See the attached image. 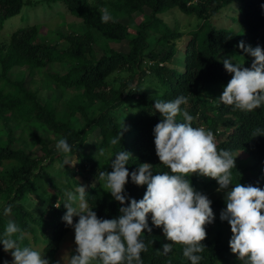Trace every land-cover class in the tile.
Returning a JSON list of instances; mask_svg holds the SVG:
<instances>
[{
  "label": "trees",
  "instance_id": "1",
  "mask_svg": "<svg viewBox=\"0 0 264 264\" xmlns=\"http://www.w3.org/2000/svg\"><path fill=\"white\" fill-rule=\"evenodd\" d=\"M39 4L50 16L63 6L86 29L57 32L58 39L47 38L44 23L5 32L7 23L13 25L12 18ZM261 4L264 0H0V123L11 133L9 143L17 132L23 144L13 148L0 138V213L12 205L9 215L0 214V232L9 219L15 220L25 233L21 245L30 244L55 264L65 236L73 230L61 219L66 190L85 186L89 207L110 219L119 214L120 205L99 174L112 170L109 161L116 152L131 154L129 171L141 163L167 171L155 153L152 129L162 117L153 105L178 95L187 98L181 107L194 117L193 126L211 130L217 149L231 150L236 156L234 182L264 188V136L251 135L253 129L264 128V107L245 113L218 100L231 79L223 58L229 55L233 63L250 67L253 58L237 47L238 42L264 47ZM104 8L113 17L108 23L100 19ZM178 12L193 18V27L181 30L174 16ZM133 14H147V19L134 28L124 21ZM97 38L105 48L98 56ZM62 40L68 45L60 48ZM124 41L127 50L111 45ZM21 70V79H10L11 73ZM59 88L85 99L76 103L59 98L72 120L79 117L74 122L59 118V105L42 96L43 89ZM120 130V143L112 145ZM60 138L72 145L69 154L57 151ZM89 141L93 152L87 149ZM66 155L72 165L60 167ZM190 180L213 201L216 216L213 224L205 226L201 264H244L229 249L230 226L219 219L224 193L216 191V180L196 174ZM125 187L136 199L146 190V185L131 182ZM144 239L148 250L142 253L143 264H190L182 255V245L161 254L162 244L169 242L161 227H153L151 233L145 230ZM4 259L12 257L0 245V261Z\"/></svg>",
  "mask_w": 264,
  "mask_h": 264
},
{
  "label": "clouds",
  "instance_id": "2",
  "mask_svg": "<svg viewBox=\"0 0 264 264\" xmlns=\"http://www.w3.org/2000/svg\"><path fill=\"white\" fill-rule=\"evenodd\" d=\"M261 8L264 9V4ZM100 19L108 23L113 17L104 8ZM237 47L253 58L251 65L244 67V62L233 63L232 57L223 58V68L231 79L218 100L233 110L250 113L264 107V47L259 44L252 47L244 41H239ZM187 102L184 95L154 101L153 107L162 117L152 129L155 153L167 171H156L149 163H141L129 171L126 165L132 156L121 150L109 161L112 170L100 172L106 191L120 205L117 216L99 217L89 207L88 193L81 184L74 191H65L66 211L61 219L74 230L75 244L68 264H143L142 253L148 250L145 230L151 233L153 227H161L169 241L162 244V255L171 253L175 245H182V255L190 264H201L205 226L213 224L216 216L211 207L213 201L192 185L193 174L215 179L216 191L224 193L225 207L219 219L230 226L231 253L244 264H264V188L234 182L236 156L231 150L217 149L211 130L193 126L194 117L181 107ZM251 135L264 136V128L253 129ZM121 136L120 130L110 143H120ZM56 149L69 154L72 145L67 138H60ZM65 165H72L67 155L60 167ZM129 182L146 185L142 198L129 195L125 187ZM11 210L12 205L7 204L0 214L7 216ZM74 217L78 218L75 222ZM24 239L20 225L9 219L0 232V245L12 259H4L0 264H51L30 244L22 246ZM55 264H63L62 259Z\"/></svg>",
  "mask_w": 264,
  "mask_h": 264
},
{
  "label": "rangeland",
  "instance_id": "3",
  "mask_svg": "<svg viewBox=\"0 0 264 264\" xmlns=\"http://www.w3.org/2000/svg\"><path fill=\"white\" fill-rule=\"evenodd\" d=\"M175 17H177V22L181 27V30H187L191 27H193V24L195 22V20L193 18H191L190 16H187L186 14H182L180 12H178L176 15H174ZM147 19V14H133L130 17H125L124 21H130L131 26H133L134 28H136V23ZM11 21H13V25L8 27V23L5 26V32L7 34L11 33L15 28L21 26V25H27V24H34V23H44L43 24V28L42 31L45 33L47 32L48 35L47 38L48 39H52V38H57L56 34L57 32H63L64 34H68L69 32L75 30V31H84L86 29L85 25L83 24V22L78 19L77 17H74L72 15L69 14V12H67V10L65 8H63V6H58V10L56 13L52 14L50 16L49 12L47 9H45V6L43 4H39L37 6V8L35 10H29V8H25L23 13L19 16H16L14 18L11 19ZM172 21H175V19H173ZM15 27V28H14ZM5 37V35H4ZM245 39H247V36L244 37ZM58 39V38H57ZM55 40V39H54ZM54 40H52L53 42H55ZM59 47H66L68 45V42L65 40H62L58 43ZM104 43L102 41V39L97 38L96 40V44H95V55H101L103 53V51L105 50L104 48ZM111 45L113 47H115L116 49L119 50H127V44L126 41L121 42V43H111ZM227 57H230L229 55H227ZM24 75V71L21 70L19 72H15V73H11L10 74V79L11 80H19L23 77ZM29 76L26 77V85H29ZM3 84H5V82H3ZM7 86L9 87V85L7 84ZM145 86L153 91L154 89L151 87L150 82H146ZM49 88V86H48ZM43 98L47 99L48 98V103L51 104V102H56L59 107H60V112H59V118L63 119L64 121H76V119H79V117L73 116V120L71 119L70 114L67 112L66 107H64V105H62L59 102V98L61 97L62 99H67L68 101H74L76 103H80V101H85V99H83L82 97L76 95V93H74L73 91H64L63 89L59 88V89H43ZM1 124V123H0ZM15 124V123H13ZM13 141L11 143H9V138L11 136V133H9L8 129L6 127H4V125H0V138L2 140L5 141V143H9L13 148H17L22 146V140L20 138V133L15 132L13 134ZM91 140H93V137L91 136ZM216 141L218 142V140L216 139ZM39 147V146H38ZM39 150V148H37ZM87 149L91 150V152H93L95 150V148H93L92 146V141H89V144L87 145ZM39 153V152H38ZM237 156L239 157V154H237ZM3 202V200L0 199V204ZM75 248V244H74V230H71L64 238L63 242H62V247H61V251L58 255V258L63 261V264L68 262V257L71 255L72 251Z\"/></svg>",
  "mask_w": 264,
  "mask_h": 264
}]
</instances>
